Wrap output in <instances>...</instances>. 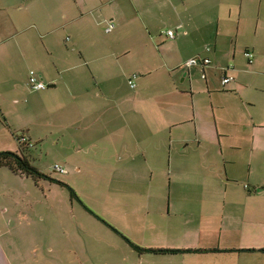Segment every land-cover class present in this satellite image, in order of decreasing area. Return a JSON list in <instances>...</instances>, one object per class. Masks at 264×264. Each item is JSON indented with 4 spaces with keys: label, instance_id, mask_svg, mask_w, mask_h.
I'll return each mask as SVG.
<instances>
[{
    "label": "crops",
    "instance_id": "1",
    "mask_svg": "<svg viewBox=\"0 0 264 264\" xmlns=\"http://www.w3.org/2000/svg\"><path fill=\"white\" fill-rule=\"evenodd\" d=\"M131 4L137 17L128 20ZM107 5L113 10L110 23L116 18L120 25H134L137 19L139 35L100 38L98 24L107 20L94 26L93 17ZM146 5L171 12L175 38L165 34L160 46L153 37L146 40L156 15L143 10ZM262 12L264 0H0V152L30 148L19 138L33 141L39 128L38 142L46 140L48 126H55L52 113L71 110L72 124L77 110L79 123L94 122L95 117L80 116L91 104L78 108V98L94 86L96 96L107 100L118 71L129 77V86L138 73L137 86L113 103L115 116L97 121L107 129L103 147H113L111 155L105 151L106 164L113 158L107 165L111 180L127 189L116 194L123 200L109 204L122 201L132 208L137 197L142 203L133 215L141 212V218L127 220L125 214L127 228L111 221L120 232H98L106 249L88 248L80 264H264V63L253 68L245 50L240 60L236 49L224 48L231 29L238 35L228 41L238 42L248 29L243 21ZM214 35L211 47L206 44L210 50L200 51L198 44ZM150 48H159V56ZM197 57L211 59L205 79L200 68L185 65ZM228 62L234 66L226 67ZM223 68L234 77L226 86ZM32 70L47 90L31 88ZM193 70L203 83L196 84ZM151 87L153 95L147 91ZM35 110L46 120L34 122ZM127 173L137 180H123ZM167 177L168 196L162 191ZM131 188L141 191L129 193ZM5 264L13 263L7 258Z\"/></svg>",
    "mask_w": 264,
    "mask_h": 264
},
{
    "label": "rangeland",
    "instance_id": "2",
    "mask_svg": "<svg viewBox=\"0 0 264 264\" xmlns=\"http://www.w3.org/2000/svg\"><path fill=\"white\" fill-rule=\"evenodd\" d=\"M67 1L74 3V0ZM132 5L129 6L128 13L130 12V14L128 15V20H131L132 15L137 17L136 8L132 7ZM106 9L103 14L99 13L101 16L97 17V14L94 17L92 16L95 22L94 26L97 24V20L99 22L107 20L106 24H98V36L100 38L109 40V36L114 35L116 40L121 41L122 38L139 35L140 30L137 19L134 25H120L116 18L114 22L110 23L109 20L113 16V10L110 5H107ZM144 9L150 10L151 15L156 14L152 29L150 30L151 34L148 35L146 33L145 38L149 40L153 37L155 44L160 46V38H166L165 34L168 30H176L175 25L172 23V14L171 12L160 13L159 11H163L164 8H160L159 6L151 7L146 5ZM88 17L91 19V15H88ZM259 20L264 22V12L250 21H243L248 29L243 30L238 38V42L231 43L228 41L232 36L238 35L235 29H231L229 36L226 37L227 42L224 46V48L236 49L240 60L242 59L244 50L253 52L256 56V60L252 64L253 68L256 67L257 62L260 60L264 63V25H262V28L258 26ZM112 23L115 26L114 32L108 34L105 31L108 28L106 26ZM88 24L90 27L92 26L91 21ZM180 38L177 39L179 40ZM215 38L216 35L210 37V40L205 42L204 45L198 44L200 51H204L208 43V46L211 47L210 41ZM149 50L156 56H159V48H150ZM229 66H234V63L228 62L226 67ZM192 73V78L196 84L204 82L197 75V72L193 70ZM135 74L134 77L137 78L138 73ZM156 75L158 76V74ZM37 77L47 84L42 78ZM128 78L124 74L121 76V72L118 71V76L113 81V91L110 98H106L107 100H105V97L98 98L96 96L95 92L99 90L94 88V86L91 87V92L82 94L80 99L78 98V108L80 106L84 110L85 102L91 104L90 110L80 111V116L83 118L95 117L94 122L83 121L79 123L77 110L72 124L71 118L74 116H72L73 112L71 110H63L64 112L60 111L56 112V114L52 113L49 120H53L55 126H48V135L49 130L51 131L50 136L46 140H43V142H38V137L42 135L39 131L41 128H39L38 133L36 132L39 136H30L34 142L26 137L32 145H36L25 149V151L21 149L23 154L21 150H18L20 155L25 156L42 173L60 182H67L75 194L67 186L61 185V183H53L42 179L37 180L33 177L15 173L7 166L0 169V264H5L7 258L13 264H35V262L37 264H43V262L45 264H80L86 261V250L88 248L90 251L94 250L95 252L106 249L98 232H120L112 222L127 228V216H124L127 213H129L127 220L133 219L136 221L137 218L139 221L141 212H139V216L133 215V212H136V205L142 203L139 198H132V208L124 206L122 201L109 204L112 199L123 200V196L116 194L122 190L127 191V189H121L120 183L112 182L111 180L113 172L108 171L107 165H111L113 158L106 164L105 151L110 150L109 155H111L113 147L108 149L103 147V144L107 145L106 140H103L107 129L104 130L102 120L97 121V117H106L105 120H109V116H115L116 110L113 103L120 101L121 96L128 94V90L126 89H130L127 81ZM156 78L154 77L153 79ZM135 84H137V80H135ZM180 85L189 92L187 86ZM47 86L48 89L49 85L47 84ZM119 87L121 93L117 97ZM94 89L95 92L93 91ZM147 91L149 93L155 92L154 87H151ZM90 95H94L92 101L89 100ZM95 100H98L99 104H95ZM37 120L45 121L46 116L42 115L41 112L37 114V110H35L34 122H37ZM34 128H36L35 124ZM34 128H31V131ZM21 132V130H18V134ZM98 135L100 139L98 137V140L95 142L96 144L93 145L91 140ZM85 136L89 138L85 140ZM55 167H63L65 173L57 172ZM184 169L187 172L191 171L188 168ZM123 177V180H137L135 174L127 173ZM165 181L168 188L162 191L166 192L168 196L170 192L168 177ZM140 191L141 189L139 188L129 189V193ZM101 215H103V218ZM121 215L122 217L119 218ZM31 232L36 233L34 239L31 236ZM45 234H47L46 238L43 237ZM38 239L40 242L39 247H37ZM45 239L48 240V245L47 242L45 243ZM49 240L50 244L53 243L54 245V249L50 252L48 251Z\"/></svg>",
    "mask_w": 264,
    "mask_h": 264
},
{
    "label": "trees",
    "instance_id": "3",
    "mask_svg": "<svg viewBox=\"0 0 264 264\" xmlns=\"http://www.w3.org/2000/svg\"><path fill=\"white\" fill-rule=\"evenodd\" d=\"M20 144L22 145V147L27 146L30 148L34 147L36 145V144L32 145L30 143V141H27V142H21L20 141ZM22 154H23V151H22ZM5 166L9 167L15 173H19V174H23V175H26L29 177H33L34 179H37V180L42 179V180H49L53 183H61V185L67 186L75 194L73 189L67 183H63L62 181L60 182L59 180L53 179L50 176L42 173L36 167H34L25 156L20 155L18 152H12V151H1L0 152V169L2 167H5ZM154 251L155 252H161V253L181 252L180 250H154Z\"/></svg>",
    "mask_w": 264,
    "mask_h": 264
},
{
    "label": "built area",
    "instance_id": "4",
    "mask_svg": "<svg viewBox=\"0 0 264 264\" xmlns=\"http://www.w3.org/2000/svg\"><path fill=\"white\" fill-rule=\"evenodd\" d=\"M115 28L114 24H110L107 28V31L108 32H111L113 29ZM169 37L171 38H175V32L170 30V31H167L166 33ZM207 50H210L209 47H207ZM245 56L247 57V59L249 60V62L252 64L254 61H255V54L253 52H250V51H246L245 52ZM211 64V59L210 58H192L190 60H188L186 62V65L188 67H198L201 69V72H202V78L205 79L206 78V75H205V67L207 66H210ZM229 69L230 68H224L223 71H224V75L222 77V84L224 86L228 85L229 83L233 82L234 81V77L231 76L229 74ZM37 73L35 71H31L30 72V77H29V84L30 86L35 89V90H46L47 89V84L43 83L40 79H38L37 77ZM135 77L130 79L129 81V84L132 88H135L136 87V84H135ZM20 141L21 142H27L28 139L26 137H22L20 138ZM55 170L60 173H65V170L63 167H55Z\"/></svg>",
    "mask_w": 264,
    "mask_h": 264
}]
</instances>
